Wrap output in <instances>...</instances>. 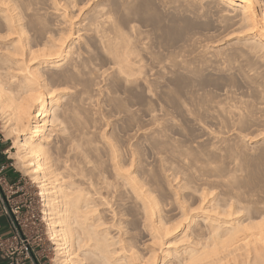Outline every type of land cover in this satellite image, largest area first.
Wrapping results in <instances>:
<instances>
[{"label":"rangeland","instance_id":"obj_1","mask_svg":"<svg viewBox=\"0 0 264 264\" xmlns=\"http://www.w3.org/2000/svg\"><path fill=\"white\" fill-rule=\"evenodd\" d=\"M11 1L34 49L65 38L66 62L40 66L55 92L67 91L55 108L62 113L55 140L83 168L82 188L95 208L110 225H120L144 257L154 250L162 257L170 246L162 263L182 264L185 248L206 239L212 216L243 224L261 220L264 207L253 208L252 202L264 206V50L239 5ZM259 2L264 8V0ZM115 29L132 74L120 72L123 63L115 62L119 57L103 37L114 43ZM7 31L0 10V38ZM13 135L0 118L5 164L14 170L0 186V200L3 207L22 208L35 251L57 264L40 188L18 167ZM151 223L168 229H159L164 240L153 241ZM177 235L186 237L173 240ZM234 247L195 264H251L256 258L254 249Z\"/></svg>","mask_w":264,"mask_h":264},{"label":"bare ground","instance_id":"obj_2","mask_svg":"<svg viewBox=\"0 0 264 264\" xmlns=\"http://www.w3.org/2000/svg\"><path fill=\"white\" fill-rule=\"evenodd\" d=\"M226 1L230 5L240 6L250 28V35L261 42L260 49L264 50V8L259 0ZM0 4L3 22L8 29L7 35L0 38V118L7 124L9 133L16 135L19 150L15 158L18 167L40 188V196L44 201L42 214L55 244L57 264H163L161 258L169 256L171 247L164 248L162 257L155 250L149 258L144 257L125 238L122 227L116 222L110 225L103 213L95 208L93 197L82 188L83 168L71 157L64 155L55 140L57 131H61L57 129L56 123L62 116L55 108L60 105L62 94L67 91L55 92L50 86L47 73L41 72L40 66H61L66 62L69 50L66 49L68 46L65 45L66 41L64 43L65 38L61 35L60 38H51L50 45L34 49L23 16L15 12L16 4L11 0L0 1ZM115 31L114 43L105 34L103 37L108 40L111 52L119 57L115 62L123 63L120 72L132 74L135 68L121 53L124 47L123 36L118 29ZM260 204L259 200L252 202L253 208H263ZM152 215L153 212L148 209L147 219L152 220ZM262 216L261 220L250 224H243L240 220H222L219 216L207 218L209 230L205 241L188 245L183 251L182 264H195L199 258L243 245L250 252L254 249L256 253L251 264H264ZM152 223L150 230L153 241L163 239V236L158 235L159 229H168L164 226L156 228ZM115 228L118 230L113 233L112 229ZM184 236H173V240Z\"/></svg>","mask_w":264,"mask_h":264},{"label":"built area","instance_id":"obj_3","mask_svg":"<svg viewBox=\"0 0 264 264\" xmlns=\"http://www.w3.org/2000/svg\"><path fill=\"white\" fill-rule=\"evenodd\" d=\"M4 169V166H0V186L3 183L8 184ZM3 210L10 219L13 231L10 236L6 237L0 234V251L6 256L9 264H35L40 256L35 251L34 240L25 231L28 224L24 223L22 208H6L4 206Z\"/></svg>","mask_w":264,"mask_h":264},{"label":"crops","instance_id":"obj_4","mask_svg":"<svg viewBox=\"0 0 264 264\" xmlns=\"http://www.w3.org/2000/svg\"><path fill=\"white\" fill-rule=\"evenodd\" d=\"M5 154H6L5 145L4 143L0 142V166H4L5 167L4 174L11 177L13 176V172L11 171H14V170L12 168H9V165L5 164ZM12 231L13 230H12V226L10 223V219L4 212L3 205L0 200V234L6 237V236H10L12 234ZM0 264H9L8 259L1 251H0ZM35 264H50V263L38 257V260H36Z\"/></svg>","mask_w":264,"mask_h":264},{"label":"snow or ice","instance_id":"obj_5","mask_svg":"<svg viewBox=\"0 0 264 264\" xmlns=\"http://www.w3.org/2000/svg\"><path fill=\"white\" fill-rule=\"evenodd\" d=\"M52 95H55V93H52ZM180 227V225H177V228H179ZM169 234H171V233H169Z\"/></svg>","mask_w":264,"mask_h":264},{"label":"trees","instance_id":"obj_6","mask_svg":"<svg viewBox=\"0 0 264 264\" xmlns=\"http://www.w3.org/2000/svg\"><path fill=\"white\" fill-rule=\"evenodd\" d=\"M5 145V144H4Z\"/></svg>","mask_w":264,"mask_h":264}]
</instances>
